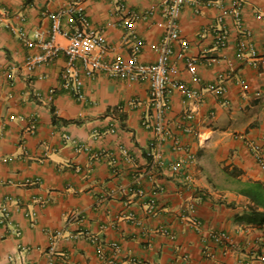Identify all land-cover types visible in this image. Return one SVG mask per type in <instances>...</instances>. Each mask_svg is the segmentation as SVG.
<instances>
[{
  "label": "crops",
  "instance_id": "obj_1",
  "mask_svg": "<svg viewBox=\"0 0 264 264\" xmlns=\"http://www.w3.org/2000/svg\"><path fill=\"white\" fill-rule=\"evenodd\" d=\"M162 1L0 0V264H264V207L238 191L240 181L264 184L251 148L264 136V0L183 8L197 72L175 63L161 143L143 125L147 80L82 73L79 98L65 85L63 49L26 67L57 15L72 28L71 6L101 30L108 59L129 61L139 42L140 62H155ZM181 84L203 93L192 132L178 127L191 101ZM181 159L186 170H175Z\"/></svg>",
  "mask_w": 264,
  "mask_h": 264
},
{
  "label": "built area",
  "instance_id": "obj_2",
  "mask_svg": "<svg viewBox=\"0 0 264 264\" xmlns=\"http://www.w3.org/2000/svg\"><path fill=\"white\" fill-rule=\"evenodd\" d=\"M191 0H163L161 6V19L157 25L163 30V37L155 46L158 57L155 62L142 63L139 60L140 45L139 42L133 47L131 59L129 61L110 60L108 54L110 46L105 42L101 30L94 28L81 9L74 6L69 11L76 13L74 25L70 30H63L61 25V14L54 19V25L50 38L40 42L42 53L26 62L28 70H34L39 63H48L55 59L63 49L67 56V65L65 68V85L73 86L74 92L79 98H83L80 91V75L86 73L94 75L105 72L111 76H135L148 81L150 112L144 117L143 125L151 129L156 142L161 143L170 134L169 121L167 114L171 107V97L174 90L172 79V69L178 61L185 62L190 74L195 75L196 60L189 54V44L183 39L180 25V14L183 8ZM124 6L122 5V8ZM154 12L153 10H151ZM151 11L147 13H152ZM240 9L234 10L237 20L240 19ZM137 16L136 14H133ZM147 16V14H144ZM58 34H63L69 39V44L62 47L57 42ZM227 42L226 33H222L218 39L221 46ZM249 45L247 37L240 41L239 57L243 58ZM253 57H256L253 55ZM264 62V57L262 58ZM211 62H216L215 58ZM182 89L190 96V106L183 112L178 122V127L184 132H192V121L196 116V110L203 102V93L199 90L190 88L186 84H181ZM223 91L224 87H219ZM51 98V97H50ZM49 98V99H50ZM36 125H32L34 128ZM263 144L252 143L251 148L257 163L264 169V136ZM175 148L180 150L184 147L178 139H175ZM154 163L158 166L164 165V159L160 152L154 157ZM187 162L181 159L175 163V170H186ZM131 264H134L132 262Z\"/></svg>",
  "mask_w": 264,
  "mask_h": 264
},
{
  "label": "trees",
  "instance_id": "obj_3",
  "mask_svg": "<svg viewBox=\"0 0 264 264\" xmlns=\"http://www.w3.org/2000/svg\"><path fill=\"white\" fill-rule=\"evenodd\" d=\"M238 191L248 196L255 204L264 207V184L257 180L240 181Z\"/></svg>",
  "mask_w": 264,
  "mask_h": 264
}]
</instances>
